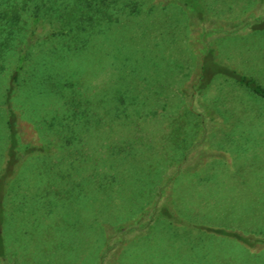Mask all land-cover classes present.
I'll use <instances>...</instances> for the list:
<instances>
[{"label":"rangeland","instance_id":"obj_1","mask_svg":"<svg viewBox=\"0 0 264 264\" xmlns=\"http://www.w3.org/2000/svg\"><path fill=\"white\" fill-rule=\"evenodd\" d=\"M137 1L134 11L112 9L118 20L101 32L80 31L85 46L73 37L46 39L48 21L37 28L13 104L20 148L52 146L25 152L14 166L0 264L91 259L92 230L99 236L104 222L151 208L144 203L150 181L163 178H173L164 195L181 223L163 220L148 232L131 226L139 236L123 245L118 264H264V246L250 249L219 233L264 238V96L235 77L264 90V0ZM20 38L0 58V156L3 93ZM112 146L139 166L125 162L123 187L101 199L88 180L105 181L112 168L92 170L91 161H103ZM97 180L90 185L99 188ZM79 184L83 193L73 195ZM56 246L79 255L60 257Z\"/></svg>","mask_w":264,"mask_h":264},{"label":"trees","instance_id":"obj_2","mask_svg":"<svg viewBox=\"0 0 264 264\" xmlns=\"http://www.w3.org/2000/svg\"><path fill=\"white\" fill-rule=\"evenodd\" d=\"M17 1L18 0H0V58H2V56L4 55L6 56V54H10L11 49L16 44H20L17 43V40L20 37V41L22 43L17 49L15 64L8 74V81L3 93L4 98L2 100L4 120L1 128H3L4 131L6 150H4L2 156H0V224L3 223L2 212L4 211L3 205L4 198L6 197L7 193L8 183L12 178V173H15L16 171V168L14 169V166L17 165V162L25 152H32L34 150H46V148L50 149L52 146V143H47L45 147L32 146L30 147V149H28V146H25L20 148L17 130L18 113L13 104V96L20 86L19 79L21 72L24 70L25 65L27 64L29 59L33 57L32 50L34 44L37 43L38 40H40L37 34V28L41 26L43 22L48 21L50 23V27L46 39H66L73 37L81 43V46H85L87 37L85 35H83L85 36L83 37L80 34V31L82 32L89 29L88 31L90 33H93L94 31L101 32L102 24H112L114 22H117L118 18L111 12V10L114 9L117 5L120 9L130 8L131 11H134L137 9V5L139 4L137 0H125V2H122L121 4L118 3H120V1L122 0H21L20 2L22 3ZM185 1L188 2L189 0H183V3L187 4V2ZM19 3L20 5H18ZM196 10V14L198 13V16H201L205 12L203 10L201 12H199L198 9ZM22 31L23 34L21 35ZM73 31H75V33L71 34V32ZM78 48L80 47L78 46ZM232 73L235 74L236 72ZM235 77L236 81L239 84L244 85L254 94L264 96V90L261 89V87L257 85L252 78H248L238 74H235ZM117 99V103H124L123 96H119ZM116 149L118 148H114L112 146L110 154H108V156L105 157L103 161L97 158V162L96 160L91 161L92 168L90 169L92 170H99V167L103 166V164H108L109 168H112V173H104L105 175H103V178L106 179L105 181L97 180L96 175L90 177L88 180V190L96 192V195H100L99 197H101V199L104 196L106 198L107 193H112L113 191H115L116 189L114 188L123 187L121 179H123V174H127V170L124 171L123 169L125 162L127 164L131 163L135 166H139L138 159L135 157L133 158L134 154L132 155V153L130 152V155H132L130 159L125 157L117 158L115 153H119L120 151H124L127 149H125L124 147H120V149H118V152H116ZM119 164H123L122 166H120L121 168L123 167L120 170L117 169V166L119 167ZM155 173L156 172L151 174L150 178L154 179L157 175V173ZM96 180L98 181L99 188H97L96 185H90L91 182L95 183ZM167 182L172 183L173 178H163L159 181L158 185H155L154 181H150L151 189H154L151 190L149 199L144 201V203H152L151 208H145L144 206L141 208L139 207L136 213L132 212V217L122 218L118 216L116 219L114 218L112 222L110 221L107 225H105L104 222L102 224V229L100 230L101 232H104V236L101 234V232L98 234L99 236H95L96 230H92L93 234L87 241L88 255L86 257L89 256V252L91 249L93 250V257L78 264H103V262L104 264H118L119 262H121V250L123 249V245L127 242L129 243L131 241L130 239L134 236H139L129 233V229L132 228L131 226H134L136 229L144 228V230L148 232L153 225L163 220L171 223H181L180 221H178L179 219L175 211L172 209V207H170V197H165L164 195V188L167 185ZM111 184L113 185L111 186ZM82 187L83 186L81 184L76 186V188L72 190V194L80 196L83 193ZM111 187L113 189L112 192ZM108 188L110 190H108ZM57 193L58 192H56L55 196H57ZM117 198H119V196H117ZM51 205L53 204L51 203ZM48 211L50 212V214L52 213V209H49ZM116 215L118 214H113V216ZM200 227L201 226H199L198 228ZM93 229L95 228L93 227ZM64 231L66 233L67 228H65ZM219 233L230 237H235L242 244L250 247V249H256L259 247L262 248V246H264L263 237L258 238L252 234H240L229 230H221ZM64 240L65 239H61V243H65ZM1 242L2 237L0 232V245ZM57 249L59 252L58 256H64L69 260L70 255L71 257L79 255H74L69 250H64L59 247H57ZM0 258H2L1 254ZM56 264L62 263L58 262ZM69 264L77 263L69 262Z\"/></svg>","mask_w":264,"mask_h":264}]
</instances>
